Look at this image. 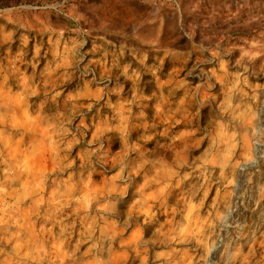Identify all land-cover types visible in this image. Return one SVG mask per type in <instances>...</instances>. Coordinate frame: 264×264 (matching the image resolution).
Segmentation results:
<instances>
[{"label": "clouds", "instance_id": "1", "mask_svg": "<svg viewBox=\"0 0 264 264\" xmlns=\"http://www.w3.org/2000/svg\"><path fill=\"white\" fill-rule=\"evenodd\" d=\"M188 7L0 9V264H264V4Z\"/></svg>", "mask_w": 264, "mask_h": 264}, {"label": "crops", "instance_id": "2", "mask_svg": "<svg viewBox=\"0 0 264 264\" xmlns=\"http://www.w3.org/2000/svg\"><path fill=\"white\" fill-rule=\"evenodd\" d=\"M86 3L88 2L86 1ZM100 3L95 8L102 10L103 17L101 19L108 20L117 26L124 25L129 19L137 15H142L147 21L155 18L159 11V5L151 0H146V3L143 4L137 3L136 0H100ZM166 23L170 29L175 30L182 21L179 17L170 16ZM131 26L136 27V22L133 21Z\"/></svg>", "mask_w": 264, "mask_h": 264}, {"label": "rangeland", "instance_id": "3", "mask_svg": "<svg viewBox=\"0 0 264 264\" xmlns=\"http://www.w3.org/2000/svg\"><path fill=\"white\" fill-rule=\"evenodd\" d=\"M90 7V10L95 13V15L99 16L100 18L103 17V12L101 9H97L95 7L99 6L100 0H86ZM154 3L158 4L160 3V0H151ZM14 3H19V0H0V9L7 8L13 6ZM221 3H227L233 5V10H235L236 7H239L240 5H244L245 7H248L249 5H254L257 3V0H189V7L186 9L185 17H184V23L187 22L188 13H192L193 15H197V13L193 12L194 8L197 7H211L217 4ZM260 3L264 4V0H260ZM19 44V41L17 42V45ZM7 47V46H5ZM3 49H0V54H2ZM104 113L100 112L97 114L96 117H93V120L103 118ZM115 138H113L114 140Z\"/></svg>", "mask_w": 264, "mask_h": 264}]
</instances>
